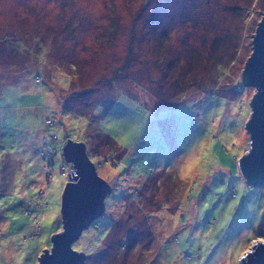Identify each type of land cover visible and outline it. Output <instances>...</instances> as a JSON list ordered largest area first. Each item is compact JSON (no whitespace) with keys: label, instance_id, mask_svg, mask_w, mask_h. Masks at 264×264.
<instances>
[{"label":"rangeland","instance_id":"374dc122","mask_svg":"<svg viewBox=\"0 0 264 264\" xmlns=\"http://www.w3.org/2000/svg\"><path fill=\"white\" fill-rule=\"evenodd\" d=\"M263 13L264 0H0V264H39L63 230L65 138L112 186L73 243L86 264H239L264 239V183L238 168ZM45 134L59 138L49 185Z\"/></svg>","mask_w":264,"mask_h":264},{"label":"water","instance_id":"95a60500","mask_svg":"<svg viewBox=\"0 0 264 264\" xmlns=\"http://www.w3.org/2000/svg\"><path fill=\"white\" fill-rule=\"evenodd\" d=\"M253 52L241 75L244 86L254 87L251 117L246 124L250 150L238 162L242 178L252 186L264 183V13L252 42ZM67 162L77 168L62 194L63 230L52 237V247L39 256V264H86V253L73 243L97 218L103 216L105 199L112 187L101 178L85 152V144L68 142L64 148ZM239 264H264V244L255 242Z\"/></svg>","mask_w":264,"mask_h":264},{"label":"clouds","instance_id":"9594fccd","mask_svg":"<svg viewBox=\"0 0 264 264\" xmlns=\"http://www.w3.org/2000/svg\"><path fill=\"white\" fill-rule=\"evenodd\" d=\"M244 86V85H243ZM254 88V87H253ZM255 89V88H254ZM255 92H256V89H255ZM49 122H51L50 120H47L45 123H46V125L47 126H51L52 124H50ZM249 135V134H248ZM72 142L71 140H69L68 139V141H67V144H68V142ZM42 143H44V135L41 137V145H42ZM45 144V143H44ZM66 144V145H67ZM250 144V143H249ZM86 145V144H85ZM43 148H41V150H42ZM54 149V148H53ZM249 150H250V146H249ZM59 151V150H58ZM42 152L43 151H41V153H40V155H41V159L43 160V162H44V166H43V171H44V174H45V177H46V179H47V182H48V184L47 185H49L50 184V182L52 181V179H53V172H54V170H55V168H54V165H52L51 164V162H53V157L54 156H56L57 155V150H56V153L55 154H53V156H52V158L51 159H48V158H44L43 156H42ZM92 154H93V152H92ZM96 154H97V157L99 158V160L100 159H102V156H101V154H99V153H97L96 152ZM66 161H67V159H66V157H65V155H64V157H63ZM89 158V160L91 161V158H90V156L88 157ZM45 160V161H44ZM92 162V161H91ZM239 162V161H238ZM69 164H71L72 165V171H71V176L68 178V180L70 181L72 178H73V176L75 175L76 176V172H77V168H75V164L73 163V162H68ZM93 163V162H92ZM69 164H66L65 166H61V173H63V174H66L69 170L67 169V166H69ZM48 167H50L51 169L50 170H52L51 172H50V170L49 171H47V168ZM94 167H95V165H94ZM97 172V171H96ZM240 173V172H239ZM242 177V176H241ZM245 181V180H244ZM246 182V181H245ZM112 187V186H111ZM43 192H42V194H41V196H40V200L41 201H43L44 200V190H42ZM112 192V191H111ZM111 194V193H110ZM109 194V195H110ZM233 195H234V193H232ZM108 195V196H109ZM107 196V197H108ZM105 208H106V199H105ZM106 210V209H105ZM105 212V211H104ZM104 215V214H103ZM63 218V217H62ZM84 231V230H83Z\"/></svg>","mask_w":264,"mask_h":264},{"label":"trees","instance_id":"16d2710c","mask_svg":"<svg viewBox=\"0 0 264 264\" xmlns=\"http://www.w3.org/2000/svg\"><path fill=\"white\" fill-rule=\"evenodd\" d=\"M34 46V45H33ZM22 48H24V49H30V46L29 45H27V44H25L24 45V47H22ZM96 94H97V92H96ZM95 94V95H96ZM102 99H103V97L102 98H98V99H91V104L93 103V102H95V101H102ZM52 122V121H51ZM96 122H97V119L95 118V121L93 120H90V123H89V126H88V133L91 135V139H92V136L93 135H95L96 133H98V132H100V129L98 128V126H97V124H96ZM46 124V123H45ZM53 125V124H52ZM51 125V126H52ZM44 139L45 140H47V143L46 144H44V143H42V145H41V148H43L42 150L40 149V151H39V155H40V153H41V151H49V150H53V148H54V150H57V155L56 156H54L53 158V162H51V164L52 165H54V168L56 169V165H55V159L57 158V157H59V149L57 148V147H54L53 146V144H52V142H55V141H57V140H59V138L57 137V136H50L49 134H45L44 135ZM68 139L69 138H65V140L66 141H68ZM81 143H83V142H81ZM85 144V143H84ZM47 153V152H46ZM92 153H91V151L88 153V155L90 156ZM40 157H41V155H40ZM132 162V161H131ZM52 170H50V172H51ZM53 180V179H52ZM45 193V192H44ZM45 195H46V193L44 194V198H45ZM42 205H41V203H38L37 204V207H41ZM39 209V208H38ZM62 215V214H61ZM62 218V217H61ZM62 220H63V218H62ZM39 224V222H37V225ZM62 230V229H61ZM60 230V231H61ZM59 231V232H60ZM58 233V232H57ZM50 249V248H49ZM82 250H83V248H81Z\"/></svg>","mask_w":264,"mask_h":264},{"label":"built area","instance_id":"2783aa9c","mask_svg":"<svg viewBox=\"0 0 264 264\" xmlns=\"http://www.w3.org/2000/svg\"><path fill=\"white\" fill-rule=\"evenodd\" d=\"M44 143L46 144L47 143V140H45L44 139ZM47 152V153H46ZM56 153V150H49V151H43L42 152V156L44 157V158H48V159H51L52 158V156H53V154H55ZM99 157V156H98ZM51 168L50 167H48L47 168V171H49ZM69 171H70V169H69ZM71 171H72V167H71Z\"/></svg>","mask_w":264,"mask_h":264},{"label":"snow or ice","instance_id":"6c2138e0","mask_svg":"<svg viewBox=\"0 0 264 264\" xmlns=\"http://www.w3.org/2000/svg\"><path fill=\"white\" fill-rule=\"evenodd\" d=\"M260 243L261 244H264V239H261V241H260ZM254 249H250L249 251H253ZM247 257L245 256V257H242V259H246Z\"/></svg>","mask_w":264,"mask_h":264}]
</instances>
